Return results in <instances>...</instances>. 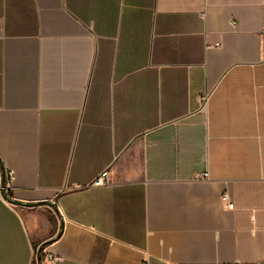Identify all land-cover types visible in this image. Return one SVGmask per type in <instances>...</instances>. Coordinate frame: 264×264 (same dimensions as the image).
Here are the masks:
<instances>
[{
	"label": "crops",
	"instance_id": "1",
	"mask_svg": "<svg viewBox=\"0 0 264 264\" xmlns=\"http://www.w3.org/2000/svg\"><path fill=\"white\" fill-rule=\"evenodd\" d=\"M9 170L0 264H264V0H0Z\"/></svg>",
	"mask_w": 264,
	"mask_h": 264
},
{
	"label": "built area",
	"instance_id": "2",
	"mask_svg": "<svg viewBox=\"0 0 264 264\" xmlns=\"http://www.w3.org/2000/svg\"><path fill=\"white\" fill-rule=\"evenodd\" d=\"M208 100V94L201 99V104L203 107L207 106ZM15 178L16 174L13 170L6 172V182L0 186V199L7 200L10 198V192L13 189ZM196 179L205 181L209 180L210 176L207 171L201 172L197 174ZM108 183H110L108 172H104L102 176L96 180L97 185H106ZM222 200L229 209L233 210L235 208L228 191L224 192ZM60 259V256L56 255L50 250V242L41 244L35 250V264H57Z\"/></svg>",
	"mask_w": 264,
	"mask_h": 264
}]
</instances>
